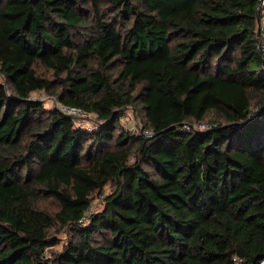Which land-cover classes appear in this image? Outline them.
I'll list each match as a JSON object with an SVG mask.
<instances>
[{
	"label": "trees",
	"instance_id": "1",
	"mask_svg": "<svg viewBox=\"0 0 264 264\" xmlns=\"http://www.w3.org/2000/svg\"><path fill=\"white\" fill-rule=\"evenodd\" d=\"M259 4L0 0V264L264 258ZM128 107L153 137L122 125Z\"/></svg>",
	"mask_w": 264,
	"mask_h": 264
},
{
	"label": "built area",
	"instance_id": "2",
	"mask_svg": "<svg viewBox=\"0 0 264 264\" xmlns=\"http://www.w3.org/2000/svg\"><path fill=\"white\" fill-rule=\"evenodd\" d=\"M261 1V0H260ZM259 23L258 29V50L261 56L262 69L264 70V0L259 4ZM0 82L4 83V77L0 73ZM55 107L62 113L74 117L81 127H87L89 129L97 128L100 121H96L92 113L86 111L80 107L67 106L62 104H55ZM130 111V113H128ZM128 113V114H127ZM120 122L122 125L130 131L132 134L143 137L151 138L153 137V131L145 127L138 118L137 112L134 108L128 107L127 110L120 116ZM211 126L209 123H200L195 125L183 124L181 125L182 130L190 131L196 129L198 131H204L209 129ZM91 212H89L90 214ZM236 261V258L234 259ZM258 264H264V258L261 259Z\"/></svg>",
	"mask_w": 264,
	"mask_h": 264
},
{
	"label": "rangeland",
	"instance_id": "3",
	"mask_svg": "<svg viewBox=\"0 0 264 264\" xmlns=\"http://www.w3.org/2000/svg\"><path fill=\"white\" fill-rule=\"evenodd\" d=\"M40 72H42V70H40ZM32 99H35V100H42L44 103H45V107L46 108H53L56 104V101L54 98H52V96H49L47 93H43V92H35L32 94ZM256 107V106H254ZM126 110V108H125ZM128 113H130V111H128ZM127 113V114H128ZM205 123H208L207 121H205ZM112 188L111 187H107L105 189V194L102 198H99V199H96L94 200L93 204H92V207H91V212H98V211H101L102 209H104V197L109 194L111 192ZM62 238L65 237L64 234L61 235ZM64 241H66L64 239ZM63 243V241H62ZM61 248V244L54 247L53 250H59ZM52 250V249H51Z\"/></svg>",
	"mask_w": 264,
	"mask_h": 264
},
{
	"label": "water",
	"instance_id": "4",
	"mask_svg": "<svg viewBox=\"0 0 264 264\" xmlns=\"http://www.w3.org/2000/svg\"><path fill=\"white\" fill-rule=\"evenodd\" d=\"M261 1H262V0H261ZM261 1H260V2H261ZM259 10H260V9L258 8V10H257V14H256V15H257V23H259V15H260V13H259L260 11H259ZM257 38H258V29H257ZM263 71H264V70H263Z\"/></svg>",
	"mask_w": 264,
	"mask_h": 264
}]
</instances>
